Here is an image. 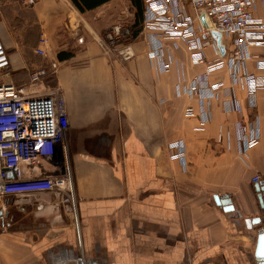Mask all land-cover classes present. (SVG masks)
I'll use <instances>...</instances> for the list:
<instances>
[{
    "label": "crops",
    "instance_id": "obj_1",
    "mask_svg": "<svg viewBox=\"0 0 264 264\" xmlns=\"http://www.w3.org/2000/svg\"><path fill=\"white\" fill-rule=\"evenodd\" d=\"M138 3L143 9L142 0H41L32 8L0 0L8 80L30 93L55 86L65 93L81 237L67 194L39 193L24 205L10 203L8 210L17 214L0 218V264H260L252 219L264 220L253 183L255 175L264 181V89L252 107L228 73L210 75L211 84L224 87L200 90L210 114L205 121L200 99L177 95L182 79L188 83L204 73L183 42L168 72L151 62L142 31L132 39L130 59L121 46L106 52L100 45L113 25L133 26ZM255 14L264 19V0ZM143 16L144 10L141 28ZM206 52L210 61L221 57L213 45ZM250 52L248 68L259 72L255 61L264 58V47ZM40 70L45 75L33 82ZM228 88L241 111L230 110ZM255 115L260 142L240 155L236 122ZM179 140L186 145L187 170L169 154L168 145ZM62 171L58 164L43 168L44 175ZM216 195L230 196L235 212L217 205ZM39 203L43 209H36Z\"/></svg>",
    "mask_w": 264,
    "mask_h": 264
},
{
    "label": "built area",
    "instance_id": "obj_2",
    "mask_svg": "<svg viewBox=\"0 0 264 264\" xmlns=\"http://www.w3.org/2000/svg\"><path fill=\"white\" fill-rule=\"evenodd\" d=\"M41 0H20L26 8L34 7ZM258 0H143L144 16L142 32L148 41L149 58L162 72L171 70L175 62L174 49L179 41L189 50L193 65H204L203 76H194L190 82L182 79L177 85V95L187 92L200 99L203 105L204 95L201 89L209 88L215 92L224 87L223 82H209L210 75L219 72L229 74L233 86L246 91L252 107L256 94L264 89V58L255 61L259 72L248 68L251 59V47H264V19L255 14ZM193 9V14L190 13ZM203 18L205 22L203 21ZM212 31L222 35L226 53L215 61L208 59L206 52L210 45L219 50ZM132 30L126 21H121L108 29L101 37L100 45L106 52L121 46L124 59L134 57ZM80 42L83 38L78 39ZM173 41L170 45L167 42ZM42 44L47 39L42 36ZM227 44L230 48L227 50ZM220 52V50H219ZM38 53L44 54L43 49ZM11 60L0 36V210L5 214L10 203L24 205L32 201L34 195L52 192L57 195L66 193L75 218L78 240L81 242L78 214L74 193V182L68 158L65 157V169L54 175H44L43 168L51 165L61 152L67 156L64 141L69 126L65 93L59 86L45 93H30L24 86L9 81ZM57 64L54 63L53 67ZM40 70L32 79L45 75ZM231 97L232 111H241L240 101L232 88L226 89ZM202 118L209 120L210 114L202 106ZM222 140V137H219ZM237 150L246 154L260 142V120L255 115L250 120L236 122ZM170 157L181 162L187 170L186 145L183 140L168 145ZM261 181L260 175L253 177V183ZM44 208L39 203L36 209Z\"/></svg>",
    "mask_w": 264,
    "mask_h": 264
},
{
    "label": "water",
    "instance_id": "obj_3",
    "mask_svg": "<svg viewBox=\"0 0 264 264\" xmlns=\"http://www.w3.org/2000/svg\"><path fill=\"white\" fill-rule=\"evenodd\" d=\"M203 21L205 22L204 18H203ZM212 35L216 38V41L218 43V47L220 50V54L224 56L226 53V49L222 43L221 33L217 31H212ZM254 187L257 193L259 204L262 208H264V181L255 183ZM215 201L217 205H220L223 207V210L225 212H235L236 210L232 198L228 195H221V196L216 195ZM4 214L5 213L2 210H0V218H2ZM252 223L254 225H257L258 227V239H257L255 256L260 264H264V220L261 217L257 216L252 219Z\"/></svg>",
    "mask_w": 264,
    "mask_h": 264
},
{
    "label": "rangeland",
    "instance_id": "obj_4",
    "mask_svg": "<svg viewBox=\"0 0 264 264\" xmlns=\"http://www.w3.org/2000/svg\"><path fill=\"white\" fill-rule=\"evenodd\" d=\"M134 38V37H133ZM68 129V128H67ZM67 129H66V131H65V136H64V141H65V144H66V146H67V156H65L64 155V153L63 152H61L62 150H63V146L60 144V145H58L57 146V149L58 150H60V153H59V156L57 157V159H53L52 161H51V165H55V164H58V165H62V167H63V170L65 169V167H66V165H65V161H66V159H65V157L66 158H68V161H69V166H70V168H71V172H72V167H71V163H70V154H69V146H68V142H67V140H66V133H67ZM72 177H73V173H72ZM73 182H74V180H73ZM8 214V217L9 218H12L14 215H16L17 213L14 211V209L12 208L11 210H9V212L7 213ZM5 215V214H4ZM4 217V219H5V216H3ZM2 217V218H3Z\"/></svg>",
    "mask_w": 264,
    "mask_h": 264
},
{
    "label": "trees",
    "instance_id": "obj_5",
    "mask_svg": "<svg viewBox=\"0 0 264 264\" xmlns=\"http://www.w3.org/2000/svg\"><path fill=\"white\" fill-rule=\"evenodd\" d=\"M142 3L144 5V2L142 0ZM137 12H136V18H135V23L133 24V26H131V30H132V36L133 37H136L140 31H142V28L140 26V22H139V19L142 18V12L145 8V5H144V8L142 9V5L140 3L137 4ZM142 26H143V22H142Z\"/></svg>",
    "mask_w": 264,
    "mask_h": 264
}]
</instances>
